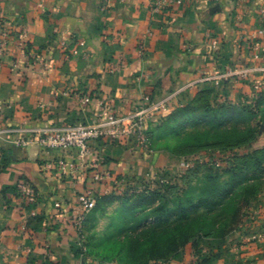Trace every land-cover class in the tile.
<instances>
[{
    "label": "crops",
    "instance_id": "obj_1",
    "mask_svg": "<svg viewBox=\"0 0 264 264\" xmlns=\"http://www.w3.org/2000/svg\"><path fill=\"white\" fill-rule=\"evenodd\" d=\"M153 1L0 0V264H85L71 223L78 196L117 189L139 154L108 140L85 159L23 147L29 131L89 123L101 102L126 116L144 97L169 104L210 89L216 102L239 103L264 90V0H185L162 13ZM228 72L246 76L215 80ZM60 160L72 171L62 175ZM21 182L33 202L17 191ZM257 236L240 257L207 264H264V230Z\"/></svg>",
    "mask_w": 264,
    "mask_h": 264
},
{
    "label": "rangeland",
    "instance_id": "obj_2",
    "mask_svg": "<svg viewBox=\"0 0 264 264\" xmlns=\"http://www.w3.org/2000/svg\"><path fill=\"white\" fill-rule=\"evenodd\" d=\"M253 95L216 102L205 89L148 121L151 144L136 145L133 172L90 213L88 264H199L244 254L264 230V106L258 111Z\"/></svg>",
    "mask_w": 264,
    "mask_h": 264
},
{
    "label": "built area",
    "instance_id": "obj_3",
    "mask_svg": "<svg viewBox=\"0 0 264 264\" xmlns=\"http://www.w3.org/2000/svg\"><path fill=\"white\" fill-rule=\"evenodd\" d=\"M185 0H154L153 13H162L165 10L177 5L180 6ZM260 15L264 16V9L260 10ZM261 33V32H260ZM210 47L215 49L218 47L216 39H211ZM254 50H257L254 47ZM6 54V42L4 36H0V69L3 65V59ZM264 72V69L261 70ZM239 76L245 78L243 72H228L218 75L215 80H224ZM257 88V86H255ZM81 105L88 104V97L82 96L79 99ZM168 100L153 103L149 97H144L141 104L126 116L117 115L109 110L107 106L101 102L99 104V113L95 119L89 123H77L72 126L63 128H47L35 129L29 131L30 136L19 141L23 147L32 142H36L43 148L55 151L74 150L81 159H85L91 155L93 145L98 141L108 140L118 145H129L133 143L137 146L146 147L148 137L146 134V126L158 112H165ZM1 113V107H0ZM47 167H50L48 165ZM57 170L66 175L74 167H68L67 164L60 160L55 164ZM105 177H109L107 174ZM104 177L96 175L94 181L101 182ZM17 191L23 195L28 202L34 201L33 192L30 187L21 182L17 185ZM114 189L112 190V192ZM96 193L87 189L82 191L78 196L79 209L71 217L73 228L82 233L83 225L87 215L93 210L96 204ZM35 216V214H32Z\"/></svg>",
    "mask_w": 264,
    "mask_h": 264
},
{
    "label": "trees",
    "instance_id": "obj_4",
    "mask_svg": "<svg viewBox=\"0 0 264 264\" xmlns=\"http://www.w3.org/2000/svg\"><path fill=\"white\" fill-rule=\"evenodd\" d=\"M2 22H1V20H0V26L2 27ZM263 95H264V91H262V92H259V93H255V96H256V99L254 100V103H255V108L258 110V111H260L261 110V108H263V104H264V102H263ZM214 100V99H213ZM194 105L196 104V101H194V103H193ZM188 109H191V110H193L194 109V107L193 106H189V108ZM195 111V110H194ZM210 111V113H212V114H215L214 113V111L213 110H209ZM243 111H246L245 109H243ZM262 112V111H261ZM186 115H190V116H193V114H190L189 112L188 113H186ZM150 131H148V133H146L147 134V136H148V140H149V144H151V141H152V139H151V135H150ZM255 162H257L256 160H255ZM263 170H264V167H263ZM107 195V194H106ZM103 196H105V195H103ZM103 196H96V204H95V207H96V205H97V202H98V200L101 198V197H103ZM95 207L93 208V210L95 209ZM92 210V211H93ZM91 211V212H92ZM90 212V213H91ZM90 213L87 215V217H86V219H85V222H84V225H83V230H82V233L80 234V248L76 251V255H78V257L81 259V260H83L84 262H85V264H88V256H87V248H86V242H84V240H83V235H84V232H85V229H86V226H87V222H88V219H89V216H90ZM209 262H211V261H209ZM209 262H206V263H199V264H207V263H209Z\"/></svg>",
    "mask_w": 264,
    "mask_h": 264
}]
</instances>
